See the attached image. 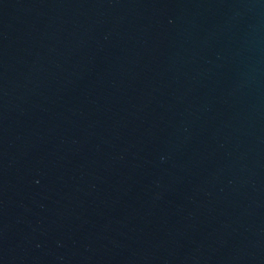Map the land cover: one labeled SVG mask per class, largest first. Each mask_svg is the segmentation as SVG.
Here are the masks:
<instances>
[{
	"label": "water",
	"instance_id": "95a60500",
	"mask_svg": "<svg viewBox=\"0 0 264 264\" xmlns=\"http://www.w3.org/2000/svg\"><path fill=\"white\" fill-rule=\"evenodd\" d=\"M0 264H264V0H0Z\"/></svg>",
	"mask_w": 264,
	"mask_h": 264
}]
</instances>
